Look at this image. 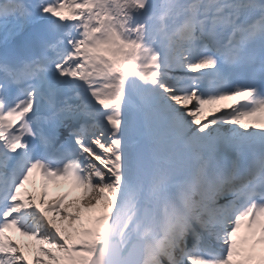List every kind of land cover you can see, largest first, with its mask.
<instances>
[{
	"label": "snow or ice",
	"instance_id": "obj_1",
	"mask_svg": "<svg viewBox=\"0 0 264 264\" xmlns=\"http://www.w3.org/2000/svg\"><path fill=\"white\" fill-rule=\"evenodd\" d=\"M0 32V264H264V0H0Z\"/></svg>",
	"mask_w": 264,
	"mask_h": 264
},
{
	"label": "rangeland",
	"instance_id": "obj_2",
	"mask_svg": "<svg viewBox=\"0 0 264 264\" xmlns=\"http://www.w3.org/2000/svg\"><path fill=\"white\" fill-rule=\"evenodd\" d=\"M36 184H37V187H38L39 182L36 183ZM68 185H70V184H68ZM68 185H65V184L62 183V184L56 185L55 188H51V190H52L54 193H58L59 191L65 189ZM29 190H31V186H30V185H29ZM17 238H19V237H17Z\"/></svg>",
	"mask_w": 264,
	"mask_h": 264
},
{
	"label": "bare ground",
	"instance_id": "obj_3",
	"mask_svg": "<svg viewBox=\"0 0 264 264\" xmlns=\"http://www.w3.org/2000/svg\"><path fill=\"white\" fill-rule=\"evenodd\" d=\"M53 186H56V185H53Z\"/></svg>",
	"mask_w": 264,
	"mask_h": 264
}]
</instances>
